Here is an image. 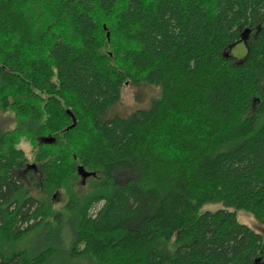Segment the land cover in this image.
Returning a JSON list of instances; mask_svg holds the SVG:
<instances>
[{
  "label": "trees",
  "instance_id": "obj_1",
  "mask_svg": "<svg viewBox=\"0 0 264 264\" xmlns=\"http://www.w3.org/2000/svg\"><path fill=\"white\" fill-rule=\"evenodd\" d=\"M0 113V264H264V0H0Z\"/></svg>",
  "mask_w": 264,
  "mask_h": 264
},
{
  "label": "rangeland",
  "instance_id": "obj_2",
  "mask_svg": "<svg viewBox=\"0 0 264 264\" xmlns=\"http://www.w3.org/2000/svg\"><path fill=\"white\" fill-rule=\"evenodd\" d=\"M231 57L236 61H241L247 53V46L243 42H239L228 50ZM161 95V89L159 86L143 84L141 86H134L132 84H125L122 88L121 100L111 107L105 116V118H111L114 116H128L138 109L146 108L150 105L151 101ZM0 113V130L4 131L7 128H12L13 121L10 116ZM22 147L29 153L30 147L26 142L21 144ZM89 179L81 177L79 180V188L82 192L86 191L89 185ZM64 198L56 197L55 205L63 206ZM221 207L220 204L208 205L204 209H216ZM237 216L240 222L246 224L254 231L260 233L264 237V225L260 224L249 212L245 210L237 211ZM68 236V235H67ZM66 236V238H67ZM49 264H87L83 258H69L68 247L65 246L60 253H58Z\"/></svg>",
  "mask_w": 264,
  "mask_h": 264
},
{
  "label": "water",
  "instance_id": "obj_3",
  "mask_svg": "<svg viewBox=\"0 0 264 264\" xmlns=\"http://www.w3.org/2000/svg\"><path fill=\"white\" fill-rule=\"evenodd\" d=\"M243 39H246L244 36H243ZM47 141H51V140H47ZM30 167H34V164H31ZM80 170V173L83 177L87 176V173H85L82 169V167L79 169Z\"/></svg>",
  "mask_w": 264,
  "mask_h": 264
},
{
  "label": "flooded vegetation",
  "instance_id": "obj_4",
  "mask_svg": "<svg viewBox=\"0 0 264 264\" xmlns=\"http://www.w3.org/2000/svg\"><path fill=\"white\" fill-rule=\"evenodd\" d=\"M242 36H244V37H245V35H244V34H243ZM27 169L29 170V169H31V168L27 167Z\"/></svg>",
  "mask_w": 264,
  "mask_h": 264
}]
</instances>
